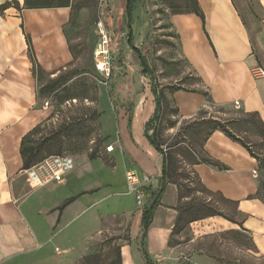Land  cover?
Here are the masks:
<instances>
[{
  "label": "rangeland",
  "instance_id": "1",
  "mask_svg": "<svg viewBox=\"0 0 264 264\" xmlns=\"http://www.w3.org/2000/svg\"><path fill=\"white\" fill-rule=\"evenodd\" d=\"M126 2L72 0L65 32L75 60L52 75L39 72L35 76L38 82L36 112L40 122L33 128L31 145L42 146L41 157L57 154L74 157L78 168L85 171L82 179L77 180L76 176L71 180L74 184L69 186L70 196L89 194L92 206L72 226L73 232L90 222L93 211L101 217L96 229L81 232L80 239L69 249V257L58 249L54 260L48 259L46 264H85L83 260L88 257L91 258L89 264H116V251L120 248L122 252L124 246H131L136 258L143 259L139 221L154 203L162 184L153 189L152 184L146 183L148 186L142 189L144 204L140 206L137 197L128 193L124 176V165L129 164V159L119 145L126 135L133 140L135 130L137 135L140 131L145 134L156 106L151 92L152 78L143 75L139 56L127 43ZM188 7L191 0H139L133 11L134 43L154 72L157 88L164 95V113L154 126L158 127L164 152L171 155L174 174L170 181L178 184L167 185L173 192L167 191L154 213L157 221L174 214L169 217L173 224L169 242L159 252L150 250L149 242L146 248L153 264H264V254L255 246L252 234H230L228 231L240 229L220 216L191 224L183 221L178 232L172 234L180 207L191 201L201 204V209H204L202 204L207 203L239 222L245 218L238 202L230 204L224 202L222 196L202 190L197 167L206 164L197 163L208 158L204 144L211 129L204 126L206 121L228 123L227 128L247 144L258 159L256 177L260 188L250 199L264 204V129L257 118L246 115L240 108L217 106L204 95L207 93L202 89L201 80L183 57L180 36L172 22L176 13H183ZM100 20L109 36L112 53L109 76L95 66ZM180 92L201 94L208 104L200 110L201 114L199 111L196 117L183 119L175 98ZM231 121L238 122L229 123ZM110 143H117L125 157L119 156V151L107 153ZM60 256L67 258L60 259Z\"/></svg>",
  "mask_w": 264,
  "mask_h": 264
},
{
  "label": "crops",
  "instance_id": "2",
  "mask_svg": "<svg viewBox=\"0 0 264 264\" xmlns=\"http://www.w3.org/2000/svg\"><path fill=\"white\" fill-rule=\"evenodd\" d=\"M14 1L21 10L14 5L0 10V264H46L48 259L54 260L59 250L69 257V249L80 239L81 232L96 229L101 217L93 211L90 222L76 232L72 230L92 206L89 194L70 196L69 186L74 184L71 180L76 176L77 180L82 179L85 172L78 168L76 159V168L67 176L66 185L39 187L23 170L22 139L40 122L36 112L38 82L26 36L31 38L37 61L46 74L52 75L75 59L65 32L71 8L27 9L25 0H0V8ZM198 1L205 14V25L195 14L172 18L183 57L213 104L234 108L238 102L241 111L258 114L264 124V77L255 75L258 68L264 70V0ZM175 98L183 119L196 117L208 104L203 95L196 93L180 92ZM136 132L133 140L126 135L119 145L129 159V164L124 165V176L127 171H134L143 188L148 186L146 183L152 184L153 189L163 186V157L149 144L145 134ZM109 145L115 147L109 154L119 151V156L125 157L117 143ZM205 149L228 170L199 165L197 172L203 184L239 203V211L245 215L243 227L264 254V204L250 199L260 188L254 175L259 170L258 161L220 131L211 135ZM168 188L162 198L167 191L173 192L171 186ZM77 196L80 197L65 210H58L65 201ZM169 217L174 214L164 221L153 219L146 238L153 252L164 250L169 242L173 225ZM139 222L142 228V218ZM121 254L123 264H147L143 252L144 260L136 258L131 246H124Z\"/></svg>",
  "mask_w": 264,
  "mask_h": 264
},
{
  "label": "trees",
  "instance_id": "3",
  "mask_svg": "<svg viewBox=\"0 0 264 264\" xmlns=\"http://www.w3.org/2000/svg\"><path fill=\"white\" fill-rule=\"evenodd\" d=\"M138 1L139 0H127V3H126V17H127V28H128V41H127V43H128V46L130 47V49L137 56H139L141 66L143 68V75L151 76V78H152L151 92L155 98L156 106H155V110H154L152 118L146 124L145 137H146L147 141L149 142V144L155 149V151L157 153L161 154L163 157V176H162L163 186H162V190L160 191V193L156 197L152 206L149 209H146L144 211V213L142 215V222H141V226H142V245H141L142 252H143V255L145 257L147 264H152V262L150 261L149 253H148L147 248H146V238L148 236L149 229L153 223L154 213H155L157 207L160 205V200L164 194L166 186L170 183L175 184V185H178V184H177V182L170 181L172 175L174 174L172 167H171V165H172L171 155H170V153L166 154L164 152V150L162 148V143L160 142V134L158 133V130H157L158 127L156 128V126H154L156 123L160 122V120L163 116V113H164V104H163L164 95L157 88L156 77L154 75V72L152 71V69L148 65V63H147L145 57L142 55L141 51L138 49V47H136V45L134 43L133 11H134V7ZM12 5H14V7L16 9L21 10L17 1H14L11 3L8 2V3L4 4L3 6H1L0 10L4 11ZM25 7L27 9L72 8V0H25ZM188 8L189 9L186 10L185 12H183V13L179 12V13H176V15L195 14L196 16H198L202 20L203 25H205V14L200 7L199 1L198 0H191V7H188ZM26 39H27V43H28L29 57H30V60H31L32 65H33V72H34V75L37 76V73L43 72V71H42V69H41V67L37 61L31 38L29 36H26ZM42 90L45 91L46 88L44 87V89H42ZM173 90L179 91L180 89H173ZM192 92H195V91H192ZM207 94H204V95L209 96V94L208 95ZM201 113H202V111L199 112V114H201ZM246 115H248L252 118H257L259 120L261 126L264 129V124L261 121V119L259 118L258 114L246 113ZM232 122H238V121H231L229 123H232ZM203 124L206 127V129L207 128L211 129L210 132H208V134H207L208 136H207V139H206L205 144H204V149H205L206 142L211 137V135L213 133H215L216 131H220V132H223L227 137H229L234 142L241 144L244 148H246L248 150L250 155L258 161V159L255 157V155L250 150V148L247 146V144L243 143L241 140H239L237 137H235L233 132L227 128L226 124H228V123L222 122V121H206ZM33 130H31L26 136H24V138L22 139V143H21V157L23 160V170H25V171L31 169L32 167H34L35 165L44 161L48 157L65 156L64 154H57V155H45V156L41 157L40 154H42V151H43L42 146L39 144L31 145L32 142H34L32 140V136L34 135L35 130L34 131ZM151 130L153 131V133L149 134V131H151ZM205 152H207L206 149H205ZM207 156H208V158L203 159L201 162H199L197 164H206V165L211 166L213 168H216L220 171L228 170L227 166H225L224 164H222L218 160L213 159L211 156H209L208 152H207ZM93 159H94V156L91 157V160H93ZM199 182H200V185L202 186V190L205 193L212 194V195L217 194L219 196H222V199L224 200V202H227L230 204L237 203V202L227 200L225 197H223V195L220 192H213V191L209 190L204 184H202L201 181H199ZM79 197L80 196L72 197V198L68 199L59 207L58 210L60 212H62L63 210H65L66 207L73 204ZM180 198L183 199L184 196L181 195ZM207 205H208L207 203H203L202 206L204 207V209H201V207H200L201 204L197 203L196 201H191V202L186 203L183 206H181L180 210H179L180 214H179L177 222L174 226V230H173L172 234H175L176 232H178V230L180 228V224L183 221H186L187 223L191 224V223L199 221V220H203L206 218L219 217V216L223 217L224 219H226V220H228V221H230L236 225H238L241 228L240 230L228 231L230 234L242 236V234H244V233H250L248 230H246L243 227V222L236 221L233 218H230L229 216L224 215V213L218 211L217 209H214V208L207 206ZM90 260H91V258H89V257L85 258L83 260V263L89 264ZM116 264H122V254H121L120 248L117 249V251H116Z\"/></svg>",
  "mask_w": 264,
  "mask_h": 264
},
{
  "label": "built area",
  "instance_id": "4",
  "mask_svg": "<svg viewBox=\"0 0 264 264\" xmlns=\"http://www.w3.org/2000/svg\"><path fill=\"white\" fill-rule=\"evenodd\" d=\"M103 21L97 23V30L99 35V41L96 45L94 57L96 69L109 76L111 72V48L109 42V36L104 29ZM264 77V70L258 68L255 71V75ZM236 107H239V103H236ZM108 153H112L115 150L114 145L106 147ZM76 168L75 158L71 156H51L44 161L35 165L29 170H26L27 176L31 182L36 183L37 186H47L50 184H63L65 183L67 176L71 174ZM257 175V171L254 172ZM126 182L128 193L137 197L138 204L143 206L144 204V192L143 184L140 182L137 174L134 171L126 172ZM146 182H151L150 179H146Z\"/></svg>",
  "mask_w": 264,
  "mask_h": 264
}]
</instances>
